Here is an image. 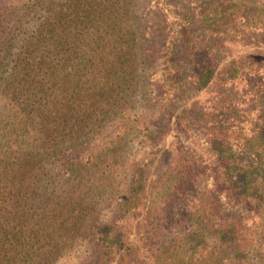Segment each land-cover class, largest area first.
I'll return each instance as SVG.
<instances>
[{
    "label": "trees",
    "instance_id": "trees-1",
    "mask_svg": "<svg viewBox=\"0 0 264 264\" xmlns=\"http://www.w3.org/2000/svg\"><path fill=\"white\" fill-rule=\"evenodd\" d=\"M12 3L13 25L0 30V264H56L86 240L101 205L120 198L124 141L136 130L131 115L116 121L114 111L132 97L139 41L156 23L168 30L164 76L177 90L182 68L173 49L189 29L176 21L187 20V8L177 15L169 0L152 7L142 0H0V20ZM204 13L218 39L249 21L264 32V0H210ZM215 60L202 63V78L218 81ZM231 67L228 75L238 69ZM249 84L252 124L231 118L212 132L221 177L233 187L222 192L244 203L264 200V88L257 78ZM195 169L190 160L175 162L169 198L191 186ZM131 171L121 204L127 213L148 208L142 168ZM211 217L204 205L187 218L208 231ZM112 232L103 225L92 240L94 264L111 261L118 244ZM193 235L205 238L201 230ZM221 235L236 240L227 229ZM177 256L166 252L154 264H175Z\"/></svg>",
    "mask_w": 264,
    "mask_h": 264
},
{
    "label": "rangeland",
    "instance_id": "rangeland-1",
    "mask_svg": "<svg viewBox=\"0 0 264 264\" xmlns=\"http://www.w3.org/2000/svg\"><path fill=\"white\" fill-rule=\"evenodd\" d=\"M142 1H147L149 7L156 2ZM169 1L175 14H182L185 8L188 14L187 20L176 21L180 29H189V37L182 34L173 49L180 62L176 67L182 68L175 81L177 90L171 89L170 80L164 76L168 30L156 23L149 39L139 41V66L132 97L114 111L116 121L131 115L136 130L124 141L126 170L120 198L112 197L101 205L98 217L88 225L86 240L56 264H94L88 259L95 253L92 240L103 225L113 231L118 241L108 264H154L166 252H178L175 264H264V200L244 203L233 197L234 193L227 197L222 192L224 187H233L221 177L219 149L212 141L213 131L232 123L229 119L249 125L255 118L257 110H252L255 104L249 82L257 78V85L264 88V32L253 31L255 23L249 21L227 38L218 39L212 36L207 21L200 19L210 0ZM15 4L7 7L3 21L0 20L2 32L13 25L10 8ZM225 39L233 41L224 44ZM207 57H214L213 69L221 71L216 82L201 77ZM231 66L238 69L228 75ZM232 77L236 78L230 80ZM181 160L194 162L193 180L178 197L169 198L173 185L171 167ZM132 168H142L148 208L127 213L121 204L132 180ZM203 204L212 215L210 225H214L208 231L206 224L204 228L202 224L197 227L195 218H187ZM154 207L163 212L157 213ZM225 229L235 241L221 235ZM200 230L205 238L194 237L193 231Z\"/></svg>",
    "mask_w": 264,
    "mask_h": 264
}]
</instances>
